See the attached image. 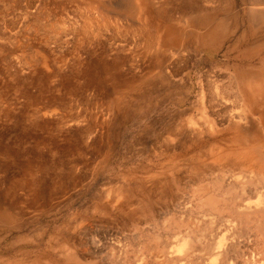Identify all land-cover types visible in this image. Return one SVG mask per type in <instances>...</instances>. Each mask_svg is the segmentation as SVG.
<instances>
[{
    "label": "rangeland",
    "instance_id": "1",
    "mask_svg": "<svg viewBox=\"0 0 264 264\" xmlns=\"http://www.w3.org/2000/svg\"><path fill=\"white\" fill-rule=\"evenodd\" d=\"M106 1L0 0V264H264V217H251L258 228L241 217L249 233L230 206H264V185L249 173L242 191L246 172L225 156L234 129L220 117L240 103L219 110L206 87L226 72L223 50L158 59L156 42L132 40L128 1ZM155 5L177 14L180 0ZM225 193L250 198L228 210Z\"/></svg>",
    "mask_w": 264,
    "mask_h": 264
},
{
    "label": "bare ground",
    "instance_id": "2",
    "mask_svg": "<svg viewBox=\"0 0 264 264\" xmlns=\"http://www.w3.org/2000/svg\"><path fill=\"white\" fill-rule=\"evenodd\" d=\"M107 1H106V3H108ZM127 1H128L127 10L131 15H133L132 18H129L130 22H127V19H124V18H126V16H123V15H125V13L123 15L122 14H120V15H121V18H123L124 21L127 22V24L129 23V27L130 28L132 27L131 28L132 31L129 30L131 32V34L133 35L132 37L134 38L132 40H136L137 42H140V43L144 42L145 44H151V47H152V43L156 42L157 48H158L157 53H155L156 58L160 59L161 54L170 48L173 49V50L170 49L171 50L170 54L172 53L171 57L173 56V54H175L174 57H176V59L183 60V61L185 60V58L188 59L187 56H188V54H190L189 51L190 52L194 51L197 53L198 52H200V53L204 52L207 55H214L219 49L223 50L222 51L221 64L224 67V69L226 70L225 73H223L224 71L222 72V74H224V76L220 80H218V79L216 80L217 77H214V74L208 73L209 78L207 76V81H206L207 86L206 87L207 88L209 87L212 91V94L210 93L211 94L210 101L213 104L216 103L219 106L218 109L226 106L224 103H226L228 101H234L237 104L240 103V105L239 104L238 105L241 108L244 106L245 107L243 109L239 108L240 109V111L238 110L239 113L238 112L234 113V111L236 112L237 109H235L233 111V107L231 109V106H230L231 104L230 105L227 104V107H230V109L233 112H231L230 109L228 110L227 107L225 108L226 110H224V108H223V111H224L223 115H222V112H220L222 115L220 117L221 121H222V117H224V115H225V118H226V115H227V117H228L227 120L229 121V123L231 122L229 124V125H231V127H229V125L228 126L226 125L227 127L225 125H223L225 127L222 126L223 128H225L224 131L228 130V128H229V130H228L229 132H231L233 129L236 131L235 132L233 130L232 131L233 134L231 133L230 137H232V138H231L230 143L232 146L229 144L231 146L230 149H229V146H227L228 149H226V150L224 148L225 147L224 145H227V143H225V140H226L225 136H226V133L228 131H226V133L224 134V132L222 130L223 128L220 129L218 127V129H220L219 131L222 130L221 133L224 134L223 135L224 137L221 136L222 139L225 138L223 140L224 142L221 141V138H219L220 136L217 135V137L219 136L218 137L219 140H217V141L223 142V145H222L223 150L221 149L222 147H220L221 145L216 140L215 141H216L217 145L215 144V142L213 140L211 142L214 144H211V142H209L211 139H209V141L207 140V143L209 142L211 144V147L213 145L214 146L213 148L215 150L217 148L221 149L222 150V151L220 150L221 152H224V150H225V156H227L228 154H230V155L232 154L235 157L237 164L240 165L241 168H243V169H241V172H239V173H241L240 174L241 176H242L243 172H246L245 173L246 177L249 173H251L256 178L255 180L257 181L256 184L258 186H259V184L264 185V183H263L264 182V0H218V4L213 6V7H205V6L201 5L198 2V0H180V5H179L180 8H178L179 13H177V14L173 13V11H171V10H167V12H165V10H164L165 13H161L162 11H159L160 9L157 8V5H155V0H127ZM109 3H111V0ZM115 3H114V5H115ZM120 22H121V20H120ZM158 59L156 61H158ZM184 63H186V62H184ZM154 65H155V63H154ZM215 74H217V73H215ZM217 81H222V82H220V84H218ZM209 88H208V90H209ZM211 91H209V92H211ZM210 101L208 100L209 103H210ZM233 103H232V105L236 104V103H234V104ZM221 104L222 105L224 104V106L221 107ZM237 104H236V107H237ZM216 106L215 107L213 106V109L214 108L216 109L217 108ZM211 108H212V106H211ZM210 110H208V111H210ZM217 110H214L215 114H216V112L218 113ZM219 110H222V109H219ZM214 111H212V112H214ZM220 113H219V115H220ZM219 115L217 114L216 117L218 118ZM210 117H211V115H210ZM206 118H207V116H206ZM243 121L249 122L250 126L252 127L251 131L248 132V130H247V132H246L244 128H243L244 130L242 129V125L244 123L242 124L240 122H243ZM194 122H196V121H194ZM209 126H211V124H209ZM215 126L214 127L211 126L213 128V131L211 130L213 135H214L213 138L215 137L216 132L218 134L217 129H216L217 131L214 132ZM194 127H195V125H194ZM231 128H233V129H231ZM241 129L243 131H241ZM196 131H198V129H196ZM240 132H245V133L242 134ZM221 133H219V134H221ZM209 134H211V133H209ZM228 135H230V134H228ZM217 137H216V139H218ZM218 144H219V146H218ZM215 145L218 147H216ZM208 146H210V145H208ZM208 148H207V150H209V152L207 151V153H208V155H211L213 151L211 152L210 148L209 149ZM215 150H214V155H215V157L217 156L216 159H219V160H216V161H218L217 163H220V161L227 158L222 153H220L221 155L220 154L216 155L217 151H215ZM227 150H228V152H226ZM196 151H197V149H196ZM218 156H221V157L219 158ZM222 156H224L225 158ZM213 159H214V157L211 159V161L214 163L215 159L214 160ZM231 159L232 158L227 159L228 160L227 162H232L233 160L230 161ZM223 162H226V161L224 160ZM226 163H225V167H224L225 170L228 168V167L226 168V165H228V164H229L228 166L230 169V163H228V164H226ZM219 165L220 164H218V166ZM222 166H223V163H222ZM240 166H239V168H240ZM221 168H223V167H221V165H220V169ZM223 169H222V171H224ZM231 172H233V171H231ZM223 173H224L223 175L225 176L226 172H223ZM230 173L228 172V174H227L228 177L230 175L234 178H237L238 175L234 176V175H231ZM222 176H221V178H222ZM249 176H250V174L248 175V177ZM243 177H242V179H243ZM246 177H244L245 180L243 179L244 183H241V184L238 182V181H241V177H239L240 179L237 178V179H234V181H230L232 183V182H235V180H238L237 183L236 182L234 183V184H236L235 186H237L238 188L233 187V188L237 189V192H238V189L242 190V188H243L242 191H244V189L247 188L246 187L247 186L246 181L247 182L252 181L251 183H253V180H251V179H254V178L249 177V179L251 178L249 180L248 177L247 178ZM231 180H233V179H231ZM243 180H242V182H243ZM214 181H218V180H214ZM221 183L219 181V183H216V184L218 186L219 185L221 186L222 185ZM231 183H230V185H228V186L226 185V186L228 188H231L230 187ZM238 183L242 186V188H239V185H237ZM244 184H245V186L243 187ZM256 184L253 186L256 187L257 186ZM217 185H216V187H217ZM254 187H253V189H254ZM262 187H260V189L263 190L264 188H262ZM213 188H214V185H213ZM228 188H226V190ZM258 188H256V190ZM221 189H222V186H221ZM235 189L231 188V190H235ZM241 190H240V193H242ZM246 190L248 191V189H246ZM263 191H262V193H263ZM230 192H232V191H230ZM244 192H246V191H244ZM259 192H260V190H258V193ZM226 193H225V195L222 196V198H224V196L226 197ZM240 193H235L236 196L233 195V196H235L234 199L238 198V196H240ZM251 193L255 194V192H251ZM218 194H221V193L218 192ZM230 194H232V193H230ZM237 194H239V195L237 196ZM247 194H250V193H247ZM259 194H261V192ZM259 194H258V196H259ZM245 195L242 196V194H241L242 199L244 198ZM263 195H264V193H263ZM212 196H214V194ZM233 196L232 197L229 196V198H233ZM261 197H263V196H261ZM207 198L209 199L207 201L210 202V203L208 202V204H211L210 199H213V198L215 199V196L213 198L212 197L211 198L207 197ZM217 198L219 199V195L216 196V201L218 200ZM227 198L228 197H226L225 199H227ZM229 198H228V202L226 201L227 206H228V203L230 205L231 204L230 202L233 200V199L232 200L230 199L231 201L229 202ZM249 198H250V196H249ZM249 198L247 197V199H249ZM245 199L246 198H244V200ZM257 199H260V198L258 197ZM220 200H222V199H220ZM236 200L235 201L233 200V201L237 202V203L239 202V205L242 204V201L244 202V200H241V199H240L241 202L239 200H237V201ZM216 201L215 200L213 201L214 205H215ZM222 201H219V202H222ZM248 201H250V200H248ZM248 201H247V203L244 202V204L241 205V209H240L241 211L240 210L238 211V209L240 207L236 208V210H235V206H233L234 204H231L230 206H232L234 208V209L232 208L233 211L236 212V213L233 212V214L234 215L237 214V216H239L238 218L241 219V221H242V218H243V221H245V222L247 220V223L249 221L253 220V219H251L252 216L254 218H256L257 216L264 217V206L260 207L263 204L256 205V207L254 206V208H255V210H254V208L252 207L254 203L252 204L251 201L250 202H248ZM219 202H217L218 206L221 205ZM237 203L235 205H238ZM249 203L252 204L251 207L253 208V211H249V213H248V210H252L250 208ZM258 203H259V201H258ZM206 204H207V202H206ZM222 204H223V202H222ZM226 204L224 203V205H226ZM208 206H210V205H208ZM211 206H212V204H211ZM221 206L224 207L223 205H221ZM230 206H228V208L225 206V208L229 210ZM242 206H243V208H242ZM220 209H221V207H220ZM222 209H224V208H222ZM210 210H212V208H210ZM231 211H230V213H231ZM233 214L231 213L230 215H233ZM255 214H257L256 217H255ZM3 216L5 217V214L0 210V218H2ZM203 217H205V215ZM230 217H228V218H230ZM233 219H234V217H233ZM203 220H204V218H203ZM255 220L257 221V219H255ZM209 221H212V220H209ZM228 221H229V219H228ZM239 221L240 220L237 221L238 224H240L239 226H241V225L244 226V222L242 221L243 223L241 224V223H239ZM256 221H254V223L252 221L251 222L253 224H255ZM263 221H264V219H263ZM233 222H235V220ZM237 222H235V223H237ZM251 222H249L250 226H251ZM260 222L261 221L259 219V222H256V225H254V228H255V226L257 227V224ZM235 223H233V224L235 225ZM263 223L261 222V224H263ZM261 224H258L259 228L257 227L258 229L256 228L257 230L254 232H257L259 230L258 232H260L259 233L260 236L262 235V237H260V238H262V240H264V232H262L261 228H260L262 226ZM230 226H231V223H230ZM247 226H249V225H247ZM263 226H262V230L264 229ZM235 227L238 229L237 226H235ZM242 227L240 229H242ZM246 227L244 226L243 228H246ZM195 229H197V228H195ZM247 229L250 233V230H249L250 228L247 227ZM247 229H245L244 231L248 232ZM252 230H254V229L251 228V231ZM190 232L192 233V231H190ZM234 232H235V230H234ZM242 233H243V231H242ZM242 233H240V234H242ZM232 235H234V234L232 233ZM255 236H257V235L255 234ZM254 239H255V237H254ZM249 240H251V239H249ZM262 240H260V241H262ZM263 242L264 241H262V244H263ZM234 243L236 244L235 241H234ZM225 244H226V242H225ZM230 244L231 243H229V245ZM229 245H227V246H229ZM230 247H229V250H231ZM263 247H264V245L262 246V248ZM221 248H219V249H221ZM234 248H236V247H234ZM259 248H260V246H259ZM262 250L264 251V248ZM231 251H233V249ZM256 251H259V250H256ZM256 251H254V252H256ZM246 252H247V250H246ZM260 252H261V250H260ZM239 253H240V251H239ZM225 254H227V253L225 252ZM258 254L255 257L254 256L253 257L254 258L258 257L259 256ZM178 255H177V257L179 258L180 255L179 256ZM181 255H183V254L181 253ZM174 257H173V260L176 259ZM185 257H186V255H185ZM262 257H264V256H262ZM170 258L172 259V257H170ZM259 258H260V256H259ZM251 259L249 258V261ZM262 259H264V258H262ZM231 260H232V258H231ZM175 261L176 260H174L173 262L175 263ZM225 262H228V261H225ZM244 262H245V264H247L246 262H248V261H244ZM260 262L263 263V261H260ZM213 264H215V263H213ZM226 264H228V263H226ZM232 264H234V263H232Z\"/></svg>",
    "mask_w": 264,
    "mask_h": 264
}]
</instances>
